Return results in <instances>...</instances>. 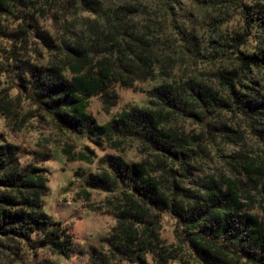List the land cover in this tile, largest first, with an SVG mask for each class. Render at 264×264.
I'll use <instances>...</instances> for the list:
<instances>
[{
	"label": "trees",
	"instance_id": "16d2710c",
	"mask_svg": "<svg viewBox=\"0 0 264 264\" xmlns=\"http://www.w3.org/2000/svg\"><path fill=\"white\" fill-rule=\"evenodd\" d=\"M147 1L100 15L90 0H0V76L28 117L66 136L65 161L91 165L94 148L111 151L98 173L74 176L76 199L105 196L115 219L93 264L183 263L186 253L196 264H264V0ZM72 5L92 21L69 15ZM136 82L152 85L146 102L98 124L90 100L108 114L115 87ZM0 109L19 117L11 103ZM250 142L260 155L244 151ZM228 147L237 154L221 157ZM49 152L0 134V252L16 262L74 252L42 210ZM215 161L221 172L207 173ZM165 218L178 246L160 238Z\"/></svg>",
	"mask_w": 264,
	"mask_h": 264
},
{
	"label": "rangeland",
	"instance_id": "374dc122",
	"mask_svg": "<svg viewBox=\"0 0 264 264\" xmlns=\"http://www.w3.org/2000/svg\"><path fill=\"white\" fill-rule=\"evenodd\" d=\"M90 1L98 3L92 6L97 10L96 13L102 15V8L106 9V11L116 10L126 0ZM150 1L152 0L147 2ZM69 8V15L72 16L74 14L78 19H82L80 22L85 21L88 17L90 19L87 20L92 21L94 17L93 14L76 9L73 5ZM137 14L141 15V13ZM139 19L140 17L137 18L138 21H140ZM80 28L78 29L80 30ZM7 80L3 75L0 76V95L3 96L1 92L4 90L8 92L0 100V106L5 105L6 102L11 103V107L16 108V111H18L19 117L15 118L14 121L7 120L3 115V110L0 109L2 111L0 113V134H3L11 143L22 146L29 151H37L41 147L49 151L53 150V154L49 152L50 158L43 162V166L49 171V192L43 200L42 210L54 220L61 222L62 226L67 229L72 237L74 252L69 255V258L64 259L56 257L47 250H42L37 251V257L30 255L28 258L24 257L20 262H16L14 257L6 256L0 252V264H93L89 253L94 249H96V255L107 253L109 245L108 243H102L101 239L111 235L112 228L115 226V219L108 210L105 196L93 193L90 197V202L76 199L78 184L74 176L78 171L98 173L99 159L102 158L104 153H111V151L107 148L104 151L94 148L97 158L91 165L65 161L59 151L68 143L66 136L58 133L45 120L28 117L29 106L24 101L15 102L16 90L6 88L8 86ZM151 86L150 83L146 82H136L129 88L116 86L114 90L118 96L117 103L110 109L108 114L103 110L102 103L98 97L90 100L88 112L96 119L98 124H105L116 113L128 106L143 105L147 100L145 91ZM23 115L25 120L22 119ZM90 147L93 149L92 146ZM79 150L80 148H77L76 151ZM224 150V154H220L221 157L237 154L238 147H228ZM262 150V147L253 142L248 143L244 149L249 155L256 153L260 155ZM128 153L131 158H135L136 154L133 152ZM208 166L206 169L207 173L221 172L216 161ZM70 182H75V184L70 186ZM89 205H91V208ZM255 211L264 219V211H261L258 206H256ZM159 234L164 244L178 246L174 236V227L169 218L163 220ZM182 257L183 263L173 264H196L192 258L188 257L187 253ZM147 262L151 264L150 256H147Z\"/></svg>",
	"mask_w": 264,
	"mask_h": 264
}]
</instances>
